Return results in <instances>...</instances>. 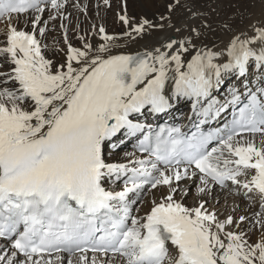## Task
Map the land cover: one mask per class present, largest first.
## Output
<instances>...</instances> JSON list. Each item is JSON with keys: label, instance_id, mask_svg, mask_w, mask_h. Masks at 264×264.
Instances as JSON below:
<instances>
[{"label": "snow or ice", "instance_id": "1", "mask_svg": "<svg viewBox=\"0 0 264 264\" xmlns=\"http://www.w3.org/2000/svg\"><path fill=\"white\" fill-rule=\"evenodd\" d=\"M64 7L63 0H0V264H62V253H79L77 264H116L96 255L109 253L121 264H264V238L249 244L229 230L232 216L221 220L206 201L189 207L176 199L189 195L187 181L199 180L200 197L231 182L264 201V19L250 22L249 33L234 30L229 17L221 28L232 35L220 48L201 39L199 28L161 16L168 28L189 35L118 55L111 53L117 38L100 27L104 43L68 44L58 63L59 49L42 43L45 29L37 25L40 13L50 8L55 20ZM25 12L38 14L31 31L19 28ZM120 20L132 39L165 27ZM229 78L240 86L220 103L213 93ZM181 100L191 101L200 124L228 107L232 120L187 138L179 128L153 132L141 122ZM133 138L141 156L125 153L127 163L110 162ZM118 183L119 191L106 187ZM159 188L167 194L153 199L145 216H134L133 205Z\"/></svg>", "mask_w": 264, "mask_h": 264}, {"label": "bare ground", "instance_id": "2", "mask_svg": "<svg viewBox=\"0 0 264 264\" xmlns=\"http://www.w3.org/2000/svg\"><path fill=\"white\" fill-rule=\"evenodd\" d=\"M77 1L80 2L82 11L88 12L90 22L82 15L80 9L74 6L73 2L76 3ZM63 2L65 7L61 9V16L55 20L50 19L49 16L54 14V10L49 8L39 14L41 22L37 25V27L44 29L45 25L48 26L43 37H39L38 33L37 35L42 43L48 45L50 49H59L54 56V60L58 63L66 60L65 53L68 44H71L74 48L82 49L85 40L91 43L94 48L104 43L101 39L102 34L99 33L100 27L105 29L107 35L117 38L113 41L115 46L111 48V53L118 55L136 54L137 52H143L145 49L151 50L154 47L161 46L169 39L180 40L189 35L188 31L176 33L173 29L168 28V21H162L161 16H171L174 22L179 21L199 28L201 32L205 33V36H202L201 39H204L209 46L214 43L220 48L228 42L232 35L231 32L221 28V24L229 17H233L229 22L233 24L234 30L243 29L249 33L251 32L248 28L250 22L264 19V4L261 3V0H180L179 5H175V0H108L107 4L104 0H63ZM169 4L175 5L171 13L168 11ZM235 5L240 6L239 13L237 8L234 7ZM189 8L192 9L191 12L188 10ZM213 8L216 9L215 12L212 11ZM193 12L202 13V15L193 16ZM28 15L25 14V16L19 17V28L21 30L31 31L32 24L30 21L38 14L35 13L32 18ZM122 15H126L132 24H138L143 19H148L153 24L163 23L165 27L162 29L155 28L151 30L150 34L146 33L142 38L132 39L125 34L131 31V28L120 20ZM13 17L15 20L16 16ZM46 19L52 20L54 24L45 22ZM204 24H210L214 31L205 28ZM55 25L57 27L53 31L49 29ZM4 27V23L0 22V33L3 32ZM65 35H67V44L65 43ZM81 37L84 39L82 40ZM0 39H2V36H0ZM48 54L51 56L52 52L50 51ZM229 84L240 86V82H234L233 78L229 81ZM213 95L218 98V92H214ZM186 105L184 102H178L176 105L174 104L172 109L182 114L184 118L189 113V108ZM258 138L255 136L257 145L260 142ZM127 146L122 145L118 153L109 158L110 162L127 163L129 158L125 156V153L134 152ZM248 178L250 179V177ZM241 179H244V177H241ZM186 183L190 188L189 195L187 197L177 195L176 199L178 201H182L186 206L194 207L203 200L206 201L208 210L215 212L219 219L224 220L228 216H232L235 224L229 226V230L243 234L244 239L249 244L258 243L264 238V228L260 225V221L264 220V201L256 192L246 194L245 189L232 184H229L227 188L213 185L211 192L206 197H200L197 193L199 180H196L195 183L192 181ZM106 187H115V190L119 188L118 185H106ZM166 194L167 188H159L149 192L148 198L143 199L138 206H135V216H145L152 207L151 201ZM240 217L245 219L240 221ZM68 260L64 258L62 264H68ZM71 260L73 264H77V258H71ZM116 264H121V260L116 261Z\"/></svg>", "mask_w": 264, "mask_h": 264}, {"label": "rangeland", "instance_id": "3", "mask_svg": "<svg viewBox=\"0 0 264 264\" xmlns=\"http://www.w3.org/2000/svg\"><path fill=\"white\" fill-rule=\"evenodd\" d=\"M75 4V3H74ZM78 2L76 3V5L75 6H77L78 7ZM81 13H82V15L86 18V19H88L89 20V22H90V19H89V16H88V12L87 11H81ZM64 15V14H63ZM45 22H49V23H52V24H54V22L52 21V20H48V19H46L45 20ZM45 27V31H46V29H47V25H45L44 26ZM57 27V25H55V26H51V28H49V29H51L52 31L55 29ZM186 107H187V105H186ZM258 141H259V139H258ZM193 189V188H192ZM195 190H196V188H195ZM153 192V191H152ZM149 196V195H148ZM148 197L146 196V194L144 195V198L143 199H147ZM162 197H160V198H156V200L159 202L160 201V199H161ZM142 201H140V202H138V204L136 205V206H138L140 203H141ZM151 204H152V201H151ZM134 216H135V213L133 214Z\"/></svg>", "mask_w": 264, "mask_h": 264}]
</instances>
